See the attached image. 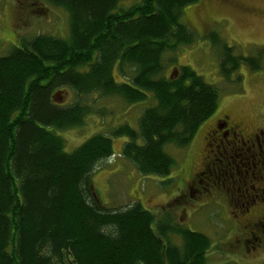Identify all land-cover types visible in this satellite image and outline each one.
<instances>
[{"label": "trees", "instance_id": "trees-1", "mask_svg": "<svg viewBox=\"0 0 264 264\" xmlns=\"http://www.w3.org/2000/svg\"><path fill=\"white\" fill-rule=\"evenodd\" d=\"M126 1L52 0L69 15V37L39 35L0 57V264H207L209 237L164 227L139 202L116 209L97 202L91 177L114 156L109 136L67 153L57 135L83 126L92 112L87 97L136 104L151 94L156 104L138 130L124 125L112 136L128 138L122 156L141 175L167 177L175 160L165 148H187L217 111L218 89L190 67L166 74L176 63L166 54L196 41L182 18L199 0ZM212 34L224 80L243 65L262 68L260 54L236 55ZM60 89L73 92L74 103L57 104Z\"/></svg>", "mask_w": 264, "mask_h": 264}, {"label": "rangeland", "instance_id": "rangeland-1", "mask_svg": "<svg viewBox=\"0 0 264 264\" xmlns=\"http://www.w3.org/2000/svg\"><path fill=\"white\" fill-rule=\"evenodd\" d=\"M136 1L128 0L122 6H130ZM14 3L16 0H0V32L4 36L18 35L17 40L21 42L39 35L69 37V15L52 0H29V7L23 6L19 11ZM18 16L22 18L20 23L16 20ZM182 19L197 38L193 44L166 54V61L176 59V63L167 64L166 74L177 75L179 66L190 67L206 83L218 89L219 106L215 114L201 125L187 148H165L175 160L170 176L141 175L122 156L128 138L112 136L115 129L124 125L138 130L143 111L156 104L151 94L147 100L136 104H128L118 96L87 97L86 104L92 112L83 126L58 131L57 135L64 140L67 153L74 152L98 134L112 139L114 156L99 165L91 177L93 194L102 207L116 209L139 202L162 226L179 227L209 237L212 247L207 264H264V247L260 252H249L253 245L244 243L247 235L242 236L229 219H234L233 209L228 208L226 197L210 183L212 178L201 175L203 183H199V174L206 169L203 166L206 160L202 157L204 137L217 119L226 114L248 128L264 129V0H199L184 9ZM212 33L217 34L223 44L234 48L236 55L251 57L260 54L262 68L252 71L243 65L230 82L224 80L220 73L221 48L213 41ZM17 40L12 38L13 42ZM17 46L12 44L0 50V57ZM238 78L241 80L237 81ZM54 100L66 106L74 103L76 96L69 89H60L54 93ZM238 239L243 242L238 244ZM171 241L181 244L177 235H171Z\"/></svg>", "mask_w": 264, "mask_h": 264}, {"label": "flooded vegetation", "instance_id": "flooded-vegetation-1", "mask_svg": "<svg viewBox=\"0 0 264 264\" xmlns=\"http://www.w3.org/2000/svg\"><path fill=\"white\" fill-rule=\"evenodd\" d=\"M8 1V0H7ZM16 10L29 7V0H16ZM19 23L22 18L16 19ZM17 36L0 32V50L21 44ZM12 38L17 40L12 41ZM249 129V130H248ZM205 171L199 177L212 178V185L226 197L233 209L236 229L246 236L244 243H252L249 252H260L264 247V129L248 128L241 121L222 115L204 137ZM198 178V175H197ZM210 181V180H208ZM203 183L201 177L199 183ZM210 183L208 186H210ZM207 186V187H208ZM205 187V190H208ZM243 226L240 228V226ZM245 229V230H242ZM249 238V239H248ZM243 240L238 239V244ZM243 243V244H244Z\"/></svg>", "mask_w": 264, "mask_h": 264}]
</instances>
